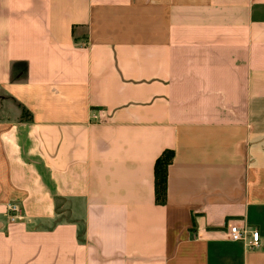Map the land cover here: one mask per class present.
I'll return each instance as SVG.
<instances>
[{
  "label": "crops",
  "instance_id": "0c3cea01",
  "mask_svg": "<svg viewBox=\"0 0 264 264\" xmlns=\"http://www.w3.org/2000/svg\"><path fill=\"white\" fill-rule=\"evenodd\" d=\"M0 264H264V0H0Z\"/></svg>",
  "mask_w": 264,
  "mask_h": 264
},
{
  "label": "trees",
  "instance_id": "16d2710c",
  "mask_svg": "<svg viewBox=\"0 0 264 264\" xmlns=\"http://www.w3.org/2000/svg\"><path fill=\"white\" fill-rule=\"evenodd\" d=\"M172 159V151H165L154 165V196L158 205H164L166 202L168 167Z\"/></svg>",
  "mask_w": 264,
  "mask_h": 264
},
{
  "label": "built area",
  "instance_id": "2783aa9c",
  "mask_svg": "<svg viewBox=\"0 0 264 264\" xmlns=\"http://www.w3.org/2000/svg\"><path fill=\"white\" fill-rule=\"evenodd\" d=\"M12 213L18 211L17 207L10 208ZM249 230V231H248ZM228 240L231 242H247L249 249H257L261 246L262 240L259 231L256 228H248L246 226L239 227L237 225H230L227 229Z\"/></svg>",
  "mask_w": 264,
  "mask_h": 264
}]
</instances>
